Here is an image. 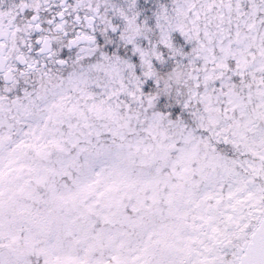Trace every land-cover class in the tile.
<instances>
[{"label":"snow or ice","instance_id":"1","mask_svg":"<svg viewBox=\"0 0 264 264\" xmlns=\"http://www.w3.org/2000/svg\"><path fill=\"white\" fill-rule=\"evenodd\" d=\"M0 264H264V0H0Z\"/></svg>","mask_w":264,"mask_h":264}]
</instances>
